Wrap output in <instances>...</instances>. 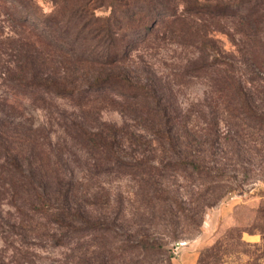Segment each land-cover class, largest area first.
Returning a JSON list of instances; mask_svg holds the SVG:
<instances>
[{"label": "rangeland", "instance_id": "374dc122", "mask_svg": "<svg viewBox=\"0 0 264 264\" xmlns=\"http://www.w3.org/2000/svg\"><path fill=\"white\" fill-rule=\"evenodd\" d=\"M33 2L30 10L53 7L51 0ZM21 15L0 2V131H9L16 147L31 128L26 174L49 175L37 189L51 196L71 190L87 222L57 221L51 206L31 208L29 192L0 178V264H264V62H255L264 44H251L258 53L251 60L238 36L215 32L208 60L223 61L216 74L196 70L200 51L190 44L132 53L130 68L143 86L166 100L176 132L169 141L155 136L143 110L99 102L79 108L40 93L19 94L10 108L6 99L21 90L16 81L58 66L56 54L45 56L49 64L40 46L30 45ZM23 41L29 44L21 51ZM232 79L244 95L222 84ZM82 123L96 133L115 125L122 137L100 152L78 135ZM193 156L203 159L201 172L185 164Z\"/></svg>", "mask_w": 264, "mask_h": 264}, {"label": "trees", "instance_id": "16d2710c", "mask_svg": "<svg viewBox=\"0 0 264 264\" xmlns=\"http://www.w3.org/2000/svg\"><path fill=\"white\" fill-rule=\"evenodd\" d=\"M4 1H9L18 12H22L18 24L30 45L40 46L39 53L44 57H50V54L58 57L54 60L58 61V66L51 74L16 81L21 90L14 93L12 100L6 99L10 108L18 107L19 94L40 93L62 98L79 108L99 102L117 105L121 109L143 110L145 115L152 116L149 125L154 127L155 136L169 141L176 139V132L165 106L166 100L155 88L143 86L140 77L130 68L132 53L168 42L182 46L190 44L200 51L201 60L196 70L216 74L221 71L217 67L223 61L217 58L216 62L208 60V50L214 49L215 52V43L219 41L214 37L215 32L238 36V40L247 45L246 50L251 44H264V0H51L53 7L47 13L37 8L30 10L33 0H0ZM226 25L234 28L233 35L225 31ZM27 43L21 42V51ZM247 54L251 60L258 59V53L251 49ZM45 59L49 64L52 62L47 57ZM261 59L255 62H264V53ZM48 66L44 62L45 69ZM227 73H223L225 79L230 77ZM222 84L230 85L244 95L238 80ZM151 104H155L157 110L152 109ZM86 127L85 123L78 124V135L100 152L111 150L112 141L122 137V133H118L122 129L115 125L107 124V129L99 133ZM8 132L0 131V147L5 161L0 163V178L29 192L31 208L51 206L59 211L50 213L57 221L68 217L69 220L80 218L87 222L84 209L74 207L71 190L65 194L58 190V195L51 196L37 189L49 175L26 174L24 162L29 158L25 145L35 139L31 128L19 134L16 147L14 134L11 141L6 135ZM197 157L193 156L185 164L194 172H201L204 161ZM260 232L264 234L263 227ZM138 246L148 247L144 242Z\"/></svg>", "mask_w": 264, "mask_h": 264}]
</instances>
